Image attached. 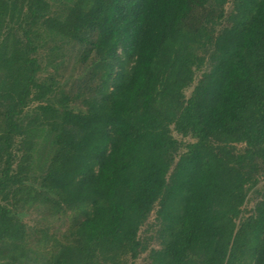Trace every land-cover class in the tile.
Segmentation results:
<instances>
[{"label":"trees","instance_id":"trees-1","mask_svg":"<svg viewBox=\"0 0 264 264\" xmlns=\"http://www.w3.org/2000/svg\"><path fill=\"white\" fill-rule=\"evenodd\" d=\"M228 2L0 0V264H264V0Z\"/></svg>","mask_w":264,"mask_h":264},{"label":"rangeland","instance_id":"rangeland-1","mask_svg":"<svg viewBox=\"0 0 264 264\" xmlns=\"http://www.w3.org/2000/svg\"><path fill=\"white\" fill-rule=\"evenodd\" d=\"M232 6H233L232 0H229V2L226 4V9L230 11ZM19 33L22 35V31H20ZM53 43L54 42L50 41L49 38L46 36L45 40L39 41L38 49L33 54L37 56L42 62H45L46 57L51 51L50 48ZM64 53L65 55L63 56V60L65 61V64L61 69L62 76H58L59 84L62 87L66 88L67 90L75 91V88L71 89V86L73 87L79 82V80H82L85 77L86 73L82 68H79L77 66L75 67L76 64L75 59L78 53L77 46L70 45L69 48L65 49ZM50 73L51 74L53 73V68L51 66H48L39 73L38 78H43ZM191 89L192 88L186 90L187 95L190 94ZM34 104L36 103L32 102L28 107L24 109L23 116H28L32 113V106H34ZM70 106L75 109H80L83 107L79 101L71 102ZM19 140H20L19 137H17L16 141ZM263 185H264V181L260 182L258 187L260 188ZM257 199L258 197L256 195L251 194L250 200H248V202L246 203V208L249 210H253ZM153 218H154V213L152 214L150 221H152ZM38 219H39V213L36 212L34 209L25 211L22 214V220H24L28 225L32 226L33 228L39 224ZM69 219H70L69 214H56L55 217L52 219L53 223L50 224L51 231L53 227H56L58 229V233H61L68 227L70 223ZM153 246H156V244L154 243ZM147 254L148 252L143 253L131 264H151V259ZM29 264H33V263H29Z\"/></svg>","mask_w":264,"mask_h":264}]
</instances>
